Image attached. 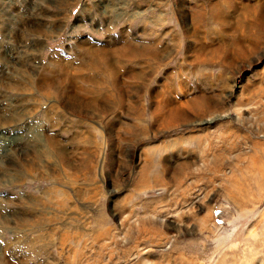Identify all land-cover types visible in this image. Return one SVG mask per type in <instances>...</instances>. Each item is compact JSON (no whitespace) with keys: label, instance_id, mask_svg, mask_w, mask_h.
Wrapping results in <instances>:
<instances>
[{"label":"rangeland","instance_id":"1","mask_svg":"<svg viewBox=\"0 0 264 264\" xmlns=\"http://www.w3.org/2000/svg\"><path fill=\"white\" fill-rule=\"evenodd\" d=\"M259 15L264 0H0V264H264ZM159 94L189 120L166 127Z\"/></svg>","mask_w":264,"mask_h":264},{"label":"bare ground","instance_id":"2","mask_svg":"<svg viewBox=\"0 0 264 264\" xmlns=\"http://www.w3.org/2000/svg\"><path fill=\"white\" fill-rule=\"evenodd\" d=\"M227 2V1H226ZM220 6V5H219ZM219 15V14H218ZM260 16V17H259ZM258 17H259V19H257L258 21H257V23H258V26H261V27H263L264 28V17H261V15H259ZM218 17H221V15L220 16H218ZM263 36V35H262ZM85 45V43H80L79 45H78V47L77 48H81L84 52H86V53H88L87 51H89L90 53L88 54L89 56H93L94 58L95 57H97V56H100V55H103L105 58H106V55L107 56H109L110 54H111V52H109L110 50H95V49H90V47H88V46H84ZM241 46V45H240ZM244 47V46H243ZM155 51V50H154ZM153 52V51H152ZM246 52V51H245ZM124 53V55L122 56V57H126V58H128V57H130V56H136V54H137V50H134V48L133 49H130V48H127L126 50H125V52H123ZM161 53V52H160ZM109 54V55H108ZM158 54V53H157ZM242 54V53H241ZM155 56V55H154ZM160 56V55H159ZM90 57V58H91ZM92 57V58H93ZM227 57H225V59H226ZM249 58V57H248ZM108 59V58H107ZM153 59V58H152ZM224 59V61L226 62L227 60H225ZM228 59V58H227ZM227 65V64H226ZM153 67V66H152ZM227 67V66H226ZM156 68V67H155ZM145 69V68H144ZM152 69V68H151ZM155 70V69H154ZM144 78V77H143ZM180 84V83H179ZM178 85V84H177ZM154 91V90H153ZM158 92V91H157ZM65 93V92H64ZM67 93V92H66ZM167 95H171V94H168V93H166ZM160 95V98H158V97H156L155 99H154V101H157V102H159V105H160V110L161 111H163V112H165L167 115H169L170 117L169 118H171V122H167L166 123V127H168V126H174L175 125V123H180V122H182V121H184V120H186L187 121V119L189 120V118L190 117H188V114L186 113V111L184 110V105L186 104H188V105H192L193 106V103L192 102H187V100L186 101H181V102H175V101H171V100H169L168 98H164V97H162L161 95L162 94H159ZM183 95V94H182ZM64 96V95H63ZM121 97V96H120ZM61 100V102H62V104H64L65 105V107L68 109V110H71V112H76V111H78V114H80V113H82L83 112V110H84V107H87L88 105L87 104H85L86 102H83V101H81V100H79V98H74L72 95H69V94H67V95H65L64 96V98H60ZM172 99V98H171ZM185 105V106H186ZM195 105H197L198 106V109H202L203 107L206 109L205 111H208L210 114L211 113H213L214 112V110H215V108H217L216 107V103L215 102H213L211 99H209V98H205V97H203L197 104H195ZM157 106V105H156ZM188 107V106H187ZM99 108V107H98ZM194 108V107H193ZM203 110V109H202ZM207 112V113H208ZM84 113V112H83ZM156 113V112H155ZM215 113V112H214ZM213 113V114H214ZM200 114H201V110H200ZM141 116V115H140ZM237 119H239V117H237ZM162 120V119H161ZM157 121H159V119L157 120ZM163 121V120H162ZM158 123V122H157ZM165 123V122H164ZM193 139V138H192ZM47 144H48V146H50V147H52L53 145L55 146V147H57V142L55 141V140H53V139H48V141H47Z\"/></svg>","mask_w":264,"mask_h":264}]
</instances>
